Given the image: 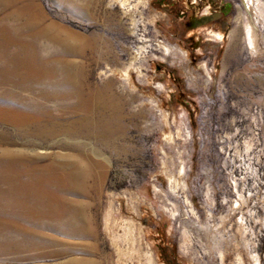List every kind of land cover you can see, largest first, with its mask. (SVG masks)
I'll list each match as a JSON object with an SVG mask.
<instances>
[{
    "label": "rangeland",
    "instance_id": "374dc122",
    "mask_svg": "<svg viewBox=\"0 0 264 264\" xmlns=\"http://www.w3.org/2000/svg\"><path fill=\"white\" fill-rule=\"evenodd\" d=\"M146 1L132 0L125 9L115 0H70L68 6L35 0L47 23L92 42L81 57L61 41L37 40L44 59L59 55L51 65L83 67L99 114L92 131L109 142L81 135L76 122L74 134L39 147L54 153L62 144L71 151L73 140L92 144L103 177L90 180L86 193L68 195L82 204L79 217L70 212L68 228L53 217L57 227L41 234L57 243L29 250L24 264L75 258L164 264L157 249L162 237L187 264H237L238 254L244 264H264V0H211L209 16L200 1ZM251 18L253 47L245 32ZM22 26L0 17V38L16 36ZM20 29V39L29 41ZM6 64L0 60V67ZM47 104L60 119L84 114ZM11 131L0 123V132ZM16 239L0 231V242ZM63 249L70 251L53 255ZM11 256L2 255L0 263Z\"/></svg>",
    "mask_w": 264,
    "mask_h": 264
},
{
    "label": "bare ground",
    "instance_id": "6f19581e",
    "mask_svg": "<svg viewBox=\"0 0 264 264\" xmlns=\"http://www.w3.org/2000/svg\"><path fill=\"white\" fill-rule=\"evenodd\" d=\"M55 1L60 6H68L70 0ZM115 1L125 9L132 4V0ZM142 1L138 0V3L147 2ZM249 10L253 13L257 9L254 6ZM0 17L22 22L20 28L31 37L29 41H22V30L18 28L16 36L3 35L0 38V52L6 51L9 45L17 48L14 54L0 53V60L7 63L0 67V123L12 129L11 132H0V231H9L18 237L12 243L0 242V259L2 255H12L0 264H24L22 260L29 257V250L38 251L41 246L51 247L57 243L41 234L43 229L56 228L60 224L71 227L73 223L65 219L70 212V215L79 217L76 214L82 210V204L71 202L68 195L86 193L90 180L97 184L103 177L104 165L91 156L95 153L92 144L73 140L76 145L71 151L66 144H62L61 150L54 153L38 151L39 147L53 140L57 142L62 134H74L76 122L81 125V135L95 136L104 143L109 141L102 132L98 136L92 131L97 126L99 114L94 113V94L85 89L83 67L77 64L75 72L67 65L61 68L51 65L49 62L59 55L44 59L39 53L37 40L61 41L68 49L67 44L71 45V50L81 57L85 54V47L91 46L92 42L78 41L73 31L53 20L47 23V17L35 0H0ZM245 32L253 47L257 27L252 18L246 20ZM70 39H76L78 43L72 45ZM166 50L170 49L167 47ZM65 99H75L76 103L64 104ZM50 101L68 105L84 114H73L77 116L69 120L60 119L57 114H50L47 104ZM4 104L8 106L4 107ZM58 216L63 221L52 225L53 217L58 219ZM106 226L110 229L109 221ZM65 250L70 251L63 249L53 255ZM236 263L244 264L240 254ZM57 264L100 263L91 258H75Z\"/></svg>",
    "mask_w": 264,
    "mask_h": 264
},
{
    "label": "flooded vegetation",
    "instance_id": "af4514ba",
    "mask_svg": "<svg viewBox=\"0 0 264 264\" xmlns=\"http://www.w3.org/2000/svg\"><path fill=\"white\" fill-rule=\"evenodd\" d=\"M198 1H200L202 5L204 4V6H201V11L208 10V13L204 12L203 16L212 15L211 14L212 1L211 0H195L196 4L198 3ZM157 249L159 251V255L164 264H187L183 262V260L181 259L179 252L176 249L175 244L172 242L166 241L165 238L162 237L159 240V242L157 243Z\"/></svg>",
    "mask_w": 264,
    "mask_h": 264
}]
</instances>
